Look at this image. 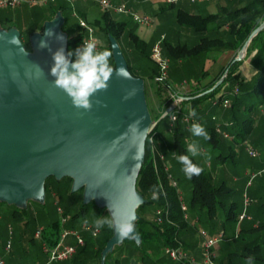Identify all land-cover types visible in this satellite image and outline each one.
Wrapping results in <instances>:
<instances>
[{"label":"water","instance_id":"95a60500","mask_svg":"<svg viewBox=\"0 0 264 264\" xmlns=\"http://www.w3.org/2000/svg\"><path fill=\"white\" fill-rule=\"evenodd\" d=\"M63 20L60 11L45 20L42 30L30 34V50L16 27H0V201L20 208L28 200L43 203L45 178L69 177L71 192L82 189V203L104 207L111 219H137L135 208L145 199L135 188V178L151 125L144 80L130 74L117 41L109 35L113 65L123 66L127 78L114 74L108 91L92 97L90 111L76 108L51 75L53 53L61 46L67 53ZM263 27L264 21L250 37ZM50 28L65 38L62 43L55 36L46 38L51 51L38 46ZM12 36L15 43L9 42ZM36 65L44 72L38 78ZM133 89L137 91L132 98L124 100ZM132 239L139 243L137 232ZM122 241L112 229L101 255Z\"/></svg>","mask_w":264,"mask_h":264},{"label":"rangeland","instance_id":"374dc122","mask_svg":"<svg viewBox=\"0 0 264 264\" xmlns=\"http://www.w3.org/2000/svg\"><path fill=\"white\" fill-rule=\"evenodd\" d=\"M111 1L114 3H121L125 1L132 2L130 0ZM201 1L202 0H197L194 3H191L189 0H181L171 5H167L162 1L142 0V8L144 11L143 14L147 15L152 22L151 28L152 30L154 29L153 38L156 39L161 33H164L166 36V43L171 45H185L188 48H191L198 43H202V40L206 41L219 38L225 41L228 35L226 31L227 25L217 29L209 28L207 31L196 33L192 29L187 28L184 25H180L176 20L175 14L179 9H182V11L185 12L194 14L197 13L203 16L206 15L207 10L203 9L202 6H204L207 2L203 3ZM222 1L224 0H219V2ZM236 1L242 2L244 0H234V5L236 4ZM211 2L216 1H209V3ZM58 3L62 2L57 1L56 3L52 4L34 6L21 4L15 8H0V16L9 21V25L16 27L21 33L22 37L26 39L29 31H40V26L43 19L48 16L50 10ZM72 10H75L79 17L83 18L87 23L94 27V39L99 45V49H104V45H102V43L104 42L105 45L107 44L106 37L104 33L94 24V20L100 17L101 12L97 1L71 0V2H67L65 4L63 17L64 24L62 25V30L68 35H73L81 31L77 17L73 15ZM138 12L142 13L140 11ZM114 17L125 20L127 22V27L134 32H136L137 29L150 28L146 25L133 21L126 13H115ZM263 21L264 19L260 22V24ZM155 39L152 42H154ZM146 44L145 51L148 53L153 43L147 42ZM120 46L123 50V56L125 60L131 66L129 60L130 58L125 52V50H128V48H131V51H133L131 43L123 39L120 42ZM247 46L248 41H246L242 47L235 49L236 51L233 58L235 60H242L243 56L249 52V50L246 49ZM78 47L80 46L75 44L74 46L69 47L67 52L74 51ZM242 48H245V50L243 56L239 58V52ZM225 50L228 49H221L220 47L217 49H212L210 53L207 54H195L190 56L185 55L177 59L175 58L170 62L169 67L172 70H177L175 74L177 79H184L188 82L193 80L206 82L214 74H216L217 71L219 72L220 70L219 65L212 59V57L220 55V53L224 52ZM161 52L163 55L165 54L164 43L161 44ZM135 54H137L138 64L141 63L142 65H145V57L143 55L139 57V53L136 51ZM263 59L264 54H261V60L258 64L259 67L261 66ZM206 60L208 63L210 62L207 67L205 66ZM209 82H211V80ZM202 86L204 85H198V87L194 88L193 91L197 93V91H199ZM143 89L145 102L150 117L156 120V118L160 115V111L162 110V104L160 97L157 94L158 92L153 80L145 77ZM230 98V100H233L232 96ZM213 101V95L201 101L198 104L196 115L202 113L200 117H203L207 114L206 118H209L210 115L214 114L218 121H223L227 118V116L230 115L231 108H223L220 104L213 106L211 105ZM253 101L256 103V105L249 110V113L253 116V122L245 142L252 145L258 151V156L254 158L248 156L244 150L243 144L241 146L236 145L232 141V138H224L221 133H216V144L219 146L221 151L224 154H230L231 151H233V154L231 155L233 159H231L230 162H225L221 159V157L215 156L216 153L211 150L210 144L205 139L194 137L189 132L188 136L184 138V141L186 142V148L188 147V144L192 143L193 141L200 145L201 150L203 153H205V155L193 157V159L196 160V162H198L199 165L203 167V169L212 173L214 182L220 183L223 181L227 187L236 191L237 195L234 196V198L236 200L237 208L241 207V193L244 189L245 182L249 177L248 173L258 170L263 164L264 159V102L258 103V101L255 99H253ZM204 112H206V114H204ZM238 119L240 121V117ZM166 125V118L161 119V121L158 123V133L156 137L158 141L164 140L166 142L167 140H170L171 135L167 133ZM206 130L209 133V130ZM229 131L233 132V128L229 129ZM167 143L168 141L166 144ZM167 161L170 165L171 172H173V178L177 182V190L180 194L181 201L185 205V212L187 214V227L185 229L188 238L191 239V242L194 243L197 249L200 251L201 243L203 241L198 234L200 229L206 230L209 234L222 231L224 236L213 245L212 252L215 258L225 256L228 252L234 249L235 244L240 245L241 243V240L239 239L235 242L230 240L234 231L237 230L236 225L231 221L222 224L221 222L223 220V214L220 210H216L217 212L215 215L212 218H209L204 208L198 209L196 206L192 207L190 205V182L182 171L177 172L174 170V168H177L178 170L180 168H178L180 165L178 164L176 158L172 159L168 157ZM71 183L72 179L69 180L68 178L63 179L61 182L55 181L53 185V191L48 192L46 195L44 194V203L40 204V202L28 200L26 203V210L22 211L21 213H13V206L11 204L0 203V257L4 260V264H37L39 262H45L46 256L41 249L42 240L40 238L34 237L33 231H35L36 228H40L41 226H46L51 221H58L60 223L61 214L58 212L57 207H60L63 212L65 211V213L62 214L66 218L65 223L59 224V232L61 229L79 228L80 225L85 221H87V223L93 224L97 217H100L96 207L90 206L87 212L82 217L78 218V223L70 226V220L72 219L73 212L77 210L80 203V197H82V189L81 193L76 192L74 195H72V197L70 196L69 192L71 187H69V185L71 186ZM261 187H264V174L253 178L251 185L248 188V194L252 199L250 206L255 210L260 208V203L264 202V188ZM263 207L264 205L261 206V208ZM153 210L154 205L148 203L138 210V212L143 218L151 220L153 219ZM257 213L258 216L256 217V220H253L249 224L253 230L250 235H246V240H250L251 237L253 238V236H255L256 229L258 230L260 228L258 227L259 224L262 222L264 223V209L259 210ZM103 215L105 217L109 216L108 212H103ZM99 232L100 233H98L95 242L101 245L105 232ZM181 234L180 241L183 244V247H186V242L185 240L183 241ZM83 237L92 238L88 233H83ZM8 239L11 242V246L9 251H5L4 245ZM260 246L264 253V244H261ZM130 247H133V244L129 241H126L122 244L114 245L111 251L102 256L101 252L97 254V252L94 250L95 247L93 245L90 246L89 244L84 251L75 254V256H71L64 261L52 262L50 264H160V262L174 264V262H172L167 256L164 247L153 248L151 245L145 246L144 249L147 255L144 259L141 258L139 253L132 254L133 252L129 250Z\"/></svg>","mask_w":264,"mask_h":264},{"label":"trees","instance_id":"16d2710c","mask_svg":"<svg viewBox=\"0 0 264 264\" xmlns=\"http://www.w3.org/2000/svg\"><path fill=\"white\" fill-rule=\"evenodd\" d=\"M57 2V1H56ZM54 2V3H56ZM54 5L50 10L48 16L43 19L40 26L42 30L43 22L45 20L51 19L57 11H60L64 17V8L66 2L61 1ZM52 4V3H49ZM167 5L173 4V2L166 3ZM176 20L180 25H184L187 28L192 29L196 33H201L210 29H217L227 25L226 31L228 33L227 39L224 41L219 38H214L211 40H202V43H198L195 46L188 48L185 45H171L163 40L162 44L165 45V54L164 56L168 57L169 63L175 58L182 56H190L195 54H207L210 53L212 49L227 48V49H238L248 41L247 50L255 49V54H264V27L260 28L253 36L250 37L251 33L259 26L260 22L264 19V0H249L245 4L236 7L230 11L222 10L218 13H208L204 16L199 14H190L182 10H178L175 14ZM9 23L5 18L0 16V27L10 28L14 27L13 25H6ZM64 24V20L62 25ZM95 26L101 30L105 37L107 44L105 48L110 49V44L108 36H112L118 43L122 53L123 50L120 46L121 40L125 39L130 42L133 46V49L139 53V57L143 55L145 57V65L139 63V72L135 70L127 63L130 74L133 76L141 77L143 80L145 77L154 80L155 75L157 74L155 64L150 60L149 52L145 51L146 43L141 39H138L136 34L127 27V22L124 20H115L111 16V12L102 11L99 18L94 20ZM61 25V29H62ZM35 32L34 30L29 31L26 39H24L20 33V39L24 48L30 50L29 36ZM82 38V33L78 32L73 35L67 34V49L75 44L80 46ZM207 57V56H206ZM127 62V61H126ZM113 63V60H112ZM240 60H235L234 58L230 59L224 66L220 67L219 72L211 82L202 86L200 95L194 94L187 102L191 110H198V104L203 101L205 98L214 95L218 91L219 86L212 88L214 81L219 77V75L226 70V76L223 79L222 83L226 84L227 91L231 90L233 87L237 86V93L231 95L233 100H230V115L225 119L230 121L231 125L229 129L233 128L232 141L241 146L243 142L247 140L248 133L250 131L253 116L249 113L250 108L256 105L253 99L257 100L258 103L264 102V59L259 67L258 71L251 80H245L239 74L238 66ZM177 72V70H174ZM158 92V89H157ZM159 96V92L157 93ZM230 96V97H231ZM202 114V113H201ZM200 114V116H201ZM238 114V115H237ZM199 116V114H197ZM196 115V116H197ZM240 117V121L238 118ZM206 129L209 130L210 139L206 140L210 144L211 150L216 153V157H221L225 162H230L232 158V152L230 154H224L219 146L216 144V133L213 130V124L210 120L205 125ZM188 130H184L181 125H177L174 133L170 136V140H167L168 143L161 145L160 150L165 154L166 158H176L182 154H188L186 148V142L184 141L185 137L188 136ZM191 133V131L189 132ZM166 141V142H167ZM165 142V143H166ZM174 153V156L171 154ZM193 161L197 164L196 160ZM179 164V163H178ZM264 164V160H263ZM261 165V167L263 166ZM179 170L174 168L177 172H181L182 165L179 164ZM171 171V169H170ZM173 175V172H171ZM69 177H62L59 180H56L53 176L45 178L44 181V191L45 195L48 192H52L54 188V182H61L63 179ZM191 184V197L190 205L192 207L196 206L198 209H205L206 214L209 218H212L216 210H220L223 214L222 224L225 222L231 221L236 225L238 214L241 211V207L237 208L236 200V191L232 188L226 186V184L221 181L220 183H215L213 175L210 171L205 170L203 173L194 177L192 180H188ZM69 187H71L69 185ZM135 188L142 195L145 201L142 204H139L135 208V212L138 214V218L134 220L136 226V232L139 235L140 241L136 243L132 238L124 239L122 243L129 241L133 244V247H130V251L134 253H139L141 258H145L147 255L144 247L151 245L153 248H160L165 246H176L178 241H180L181 232L187 227V221L183 218V212L180 208V201L178 199L177 189L171 186L167 180L166 172L163 170V163L158 162L156 168L153 164L152 155L149 152L148 142L146 140L144 145V156L141 161L140 167L138 169L136 178H135ZM264 188V187H261ZM71 189V188H70ZM258 189V188H257ZM76 192L81 193V189H78L74 192H69L70 196L74 195ZM156 193V197L152 198V194ZM259 198V194H258ZM228 201V202H226ZM0 203H5L0 201ZM44 203V202H43ZM151 203L156 206H161L166 209L167 216L164 217L162 223L156 224L154 219H145L143 218L138 210H140L145 204ZM242 203V202H241ZM42 204V203H40ZM13 213H21L25 211L27 206L24 208L17 207L13 204ZM264 205V202L260 203V208L256 210L249 206L247 208V214L250 216L249 219L241 220L237 225L236 233L231 236L230 240L235 242L238 239L241 240L240 245L235 244L233 250L228 252L223 257L215 258L216 264H245V261L249 256H254L255 264H264V253L261 249V244H264V223H260L258 230L255 231V236L251 237L250 240H246V235H250L253 228L249 225L253 220H256L258 216L257 212L264 209L261 206ZM90 206H95L98 210L100 217H103V212H106L104 207H98L93 201L88 203H82V197H80V203L73 212L72 219L70 220V226L78 223V218L82 217ZM65 211L63 212V214ZM105 217V216H104ZM108 218H110L108 216ZM82 219V218H81ZM80 219V220H81ZM111 219V218H110ZM59 222L51 221L46 226H41L40 239L46 242L49 246H53L59 234ZM94 225V223L92 224ZM99 231H104L105 235L102 238L103 242L100 244L95 242L96 237H84V244L77 247L76 252L72 255L82 252L85 250L87 245L95 247V251L99 254L102 248L105 245L107 239L112 235V229L104 226L99 228ZM100 233V232H99ZM34 234V231H33ZM181 242V241H180ZM159 262V261H158ZM173 262V261H172ZM160 264H166L160 262ZM169 264V263H168ZM174 264H178L175 263Z\"/></svg>","mask_w":264,"mask_h":264},{"label":"built area","instance_id":"2783aa9c","mask_svg":"<svg viewBox=\"0 0 264 264\" xmlns=\"http://www.w3.org/2000/svg\"><path fill=\"white\" fill-rule=\"evenodd\" d=\"M56 1H64L71 2V0H0V8H15L21 4H26L28 6L34 5H47L49 3H54ZM101 11H109V12H118V13H126L131 19L139 24H143L146 26H152V22L150 18L145 14L137 13L131 10L126 6V3H114L111 0H96ZM136 1V0H130ZM148 1V0H143ZM166 3L176 2L178 0H163ZM196 1V0H190ZM73 15L77 17V21L79 27L81 28L82 38L80 42V47L83 45V40L87 41L90 39H94V27L87 23L83 18L79 17L75 10H72ZM95 40V39H94ZM164 40V34H160L159 37L153 42L150 49V60L155 64L157 74L154 77L153 83L158 89L159 97L162 104V110L160 111V115L156 118V120L151 118V125L148 129V133L145 139L148 142L149 152L153 158V164L156 168L158 162L163 163V170L166 172V177L169 184L177 189V182L173 178V175L170 171V165L167 161L165 154L160 150L161 145H165V141H158L157 137V126L161 119H167L166 131L168 134L172 135L177 127V125H181L184 130H188L190 132V127L193 122H198L196 116H191V110L189 103L186 101L191 98L195 93L194 88L198 87V82L181 80L176 83H171L168 81V68H169V59L164 56L161 52V44ZM98 46V44H97ZM99 48V46H98ZM245 48H242L239 52V58L243 56ZM237 57V58H238ZM226 76V70L223 71L219 77L214 81L212 86H219L217 92L214 93V101L211 105L220 104L223 108H229L230 106V96L235 95L238 91L237 86L233 87L231 90L227 91L226 84H223L222 81ZM191 90V91H190ZM190 91V92H189ZM202 92L197 91L196 95H200ZM191 94V95H190ZM185 100V101H184ZM185 102H187L185 104ZM171 106V109L167 111V108ZM209 119L213 122V130L215 133H221L224 138H233L232 133L229 131V127L231 125L230 121H218L214 114L209 116ZM243 147L246 154L252 158L258 156V151L247 142H243ZM174 156V153L171 154ZM264 174V164L256 171H251L248 173V179L245 182L244 189L241 193L242 203H241V211L238 214V218L236 221V228L238 223L243 219H249L250 216L247 214V208L250 206L252 199L248 194V188L251 185V181L256 176H260ZM178 192V190H177ZM156 197V193L152 194V198ZM178 199L180 201V208L183 212V218L187 221V214L185 212V205L181 201L180 194L178 192ZM58 212L61 214L60 223L63 224L66 222V218L63 216V211L60 207H57ZM167 212L166 209L161 206H156L153 210V219L156 224L162 223L164 217L166 218ZM100 229H97L94 225L90 223L83 222L79 228L73 229H61L58 234V239L53 246H49L46 242L41 241V249L45 253L46 260L44 263L37 264H50L52 262H60L67 260L70 258L75 252L77 247L82 246L84 244L83 233H88L91 237H96L99 233ZM40 228H36L33 236L40 238ZM237 231V230H236ZM234 231V234L236 233ZM95 233V234H93ZM199 236L202 238L201 250L199 258H196L193 254H191L183 244L178 241L176 246L170 247L165 246V252L169 259L178 264H216L215 257L212 252V247L216 244L220 239L223 238L224 233L219 231L215 234H209L206 230L200 229L198 231ZM70 237V242L66 241V238ZM11 246V242L8 239L5 242L4 250L9 251ZM0 264H4V260L0 257Z\"/></svg>","mask_w":264,"mask_h":264},{"label":"clouds","instance_id":"9594fccd","mask_svg":"<svg viewBox=\"0 0 264 264\" xmlns=\"http://www.w3.org/2000/svg\"><path fill=\"white\" fill-rule=\"evenodd\" d=\"M55 36L61 43L64 41L62 34H56L54 29H48L43 33V37L38 46L48 48L51 47L48 39ZM16 36H12L10 43H15ZM112 51L104 48L99 49L97 42L94 39L87 41L83 40V45L76 48L74 51L65 52V48L61 46L53 53L54 64L51 68V75L55 78L54 85L64 91L72 100L73 105L80 109L90 111L93 108L92 97L98 95L100 92H107L110 87V81L115 74L118 78H127L126 69L121 66L117 69L112 63ZM74 58V59H73ZM39 69L37 78L43 75V70ZM137 89L131 92H126L123 99H131ZM100 103L99 100L96 101ZM191 116H196L195 110L190 113ZM143 118L135 121L140 124ZM192 136L210 139L206 128L198 122H193L190 127ZM188 154H182L176 157L179 164L182 165L181 171L188 180L200 176L204 169L201 165L193 161V157H200L205 155L202 152L200 145L193 141L188 144ZM210 158V157H208ZM135 218H117L110 219L108 217H97L94 221V226L99 229L107 226L114 229L120 240L134 238L136 234ZM87 223V221H85ZM95 234V233H93ZM245 264H255L254 256H249Z\"/></svg>","mask_w":264,"mask_h":264},{"label":"crops","instance_id":"0c3cea01","mask_svg":"<svg viewBox=\"0 0 264 264\" xmlns=\"http://www.w3.org/2000/svg\"><path fill=\"white\" fill-rule=\"evenodd\" d=\"M152 1H162V2H164L163 0H152ZM179 1H181V0H178L176 2H179ZM196 1H190V2L194 3ZM209 1H211V0H202L201 1L203 3L207 2V3H205L204 6H202L203 9L207 10L206 14H208V13H218V12H221L222 10L230 11V10L236 8V7H239V6L243 5V4H245L249 0H247V1L244 0L242 2L236 1L235 5H234V3H235L234 0H224L222 2H219V0H215L216 2H211V3H209ZM121 3H126L127 7H129L133 11H136L137 13H139L138 11L142 12L140 14H143V12H144L143 8H142V3H143L142 0H136L135 2H133V1L132 2H126L125 1V2H121ZM164 3H166V2H164ZM173 3H175V2H173ZM101 13H102V11L100 12V15H101ZM115 13H118V12H111V16H112L113 19H115V20H123V19H117L116 17H114ZM187 13H190V12H187ZM190 14H194V13H190ZM201 16H203V15H201ZM8 24L9 23H6L4 26H6ZM148 27H150V28L137 29L136 32H134L133 30L132 31L136 34L138 39H141L143 42H145V43H147V42L148 43H150V42L153 43L152 41L155 39V38H153L154 29L152 30V28H151L152 26H148ZM161 34H164V33H161ZM164 39H166L165 34H164ZM102 45H104L103 47L105 48L106 45H105L104 42L102 43ZM132 48H133V46H132ZM235 51H236L235 49L225 50L224 52L220 53V55H217V56L215 55L216 57H212V59L219 65V68H220V67L224 66L231 58L234 57ZM125 52L130 58L129 60H130L131 67L135 70L136 73L139 72V64L137 62V54H135V50L133 49V51H131V48H128V50H125ZM255 53H256V50L255 49H251V50H249L248 53L245 54V56H243V59L240 60V64L238 66V70H239L240 76L242 78H244L245 80H251L254 77V75L256 74V72L258 71V69H259V65L258 64H259V62L261 60V54H255ZM149 54H150V51H149ZM207 60H209V59H207ZM207 60L205 62V66L206 67L210 64V62L208 63ZM217 72H216V74H214L206 82H201L199 80H195V81H197L199 83L198 84L199 86L206 85L210 80H212L217 75ZM175 74H176V71L172 70L169 67L168 68V81L169 82L176 83V82H179L181 80H184V79H177ZM186 103L187 102H185V104ZM204 114H206V112H204ZM206 116H207V114L204 115L203 117H200V114H199V116L197 115L196 117L199 120V123H201L202 125H204V124L206 125L209 122V120H210L209 118H206ZM199 117H200V119H199ZM210 122H211V124H213V122L211 120H210ZM213 234H215V233H213ZM181 237L183 238V241L185 240V242H186L185 243V245H186L185 248H187L188 251L191 254H193L196 258H199L200 251L197 249L195 244L191 242V239L188 238L186 229L182 231ZM66 241L70 242V238L69 237L66 238ZM169 264H171V263H169Z\"/></svg>","mask_w":264,"mask_h":264}]
</instances>
